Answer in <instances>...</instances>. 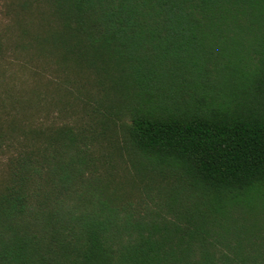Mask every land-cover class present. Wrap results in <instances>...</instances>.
Returning a JSON list of instances; mask_svg holds the SVG:
<instances>
[{
  "label": "trees",
  "instance_id": "1",
  "mask_svg": "<svg viewBox=\"0 0 264 264\" xmlns=\"http://www.w3.org/2000/svg\"><path fill=\"white\" fill-rule=\"evenodd\" d=\"M0 13V264H264V0Z\"/></svg>",
  "mask_w": 264,
  "mask_h": 264
},
{
  "label": "rangeland",
  "instance_id": "2",
  "mask_svg": "<svg viewBox=\"0 0 264 264\" xmlns=\"http://www.w3.org/2000/svg\"><path fill=\"white\" fill-rule=\"evenodd\" d=\"M4 23H5V21H3L2 14L0 13V26L4 27ZM17 72H18L17 75H20L21 77H22V75H24V77H29L30 78V74H29L28 71L23 72V70H17ZM13 80L14 79H12V81ZM11 85H15L19 89H22V90H26V88L29 90L30 88L35 86L33 81H29V80H26V79L23 80V81H20V80L15 81V82L11 83ZM42 110H43V112L39 113L40 114L39 116H43L46 113L45 107H42ZM5 160H7L6 154L5 153L4 154L1 153V151H0V180L3 177V169H4V164L3 163H5Z\"/></svg>",
  "mask_w": 264,
  "mask_h": 264
}]
</instances>
